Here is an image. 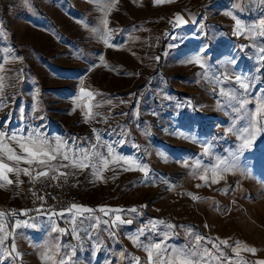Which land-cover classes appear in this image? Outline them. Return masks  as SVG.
I'll list each match as a JSON object with an SVG mask.
<instances>
[{"label":"rangeland","instance_id":"374dc122","mask_svg":"<svg viewBox=\"0 0 264 264\" xmlns=\"http://www.w3.org/2000/svg\"><path fill=\"white\" fill-rule=\"evenodd\" d=\"M175 10L190 26L162 37ZM261 19V0H166L160 5L154 0H0V130L24 129L26 135L38 128L50 141L59 137L73 145L75 140L89 149L99 134L117 154L150 169L145 180L139 170L110 164L101 181L91 168H61L54 174L74 173L69 175L78 184L77 204L96 210L85 216L98 217L99 226L89 228L90 237L81 231L77 240L71 214L20 217L16 214L25 212L18 206L9 214L10 230L5 223L12 233L5 246L11 249L14 240L20 255L14 260L5 256L2 264H44L42 253L56 246V261L71 256V264H130L137 257L145 264L147 254L132 237L153 221L164 224L155 233L145 230L139 237L145 244L164 241L171 252L192 247L202 236V246L209 249L207 241H227L220 248L231 264L264 260V135L238 157L236 171L215 184L211 172L207 183L199 179L205 168L231 158L240 141L235 129L228 130L246 123L221 90H235L251 101L249 111L264 98V36L249 31ZM236 20L243 26L241 34H236ZM108 30L111 47L101 39ZM197 56L203 68L189 63ZM236 76L249 85L247 91ZM81 87L93 97L81 96ZM87 104L98 115L91 128L85 126L92 129L90 135L79 142L75 136L85 129ZM204 147L210 148L209 155ZM98 150L107 154L105 148ZM40 170L33 165L32 173ZM100 207L138 211L119 213L132 224L110 227L103 221L110 222L116 213L105 216ZM89 224L96 220H85ZM54 226L67 231L54 232Z\"/></svg>","mask_w":264,"mask_h":264},{"label":"snow or ice","instance_id":"6c2138e0","mask_svg":"<svg viewBox=\"0 0 264 264\" xmlns=\"http://www.w3.org/2000/svg\"><path fill=\"white\" fill-rule=\"evenodd\" d=\"M166 2V0H154V3L160 5ZM167 2H171V0H167ZM25 3H28V0H25ZM261 3H264V0H261ZM105 29L108 26V20L105 18L102 21ZM186 23L183 17L177 14L175 16V22L173 26H178L179 24ZM243 26L241 25L239 20H236V34H241ZM258 30V35L264 36V19H261L257 25H255L252 29H249L250 32ZM110 31L103 33L101 39L103 42L111 47L112 45L109 43ZM0 35H3L2 30H0ZM261 52H264V49H261ZM261 60H264V56L261 57ZM101 61L103 62V57H101ZM189 63H195L200 65L202 68L204 67L203 62L200 57L197 56L193 60L189 61ZM235 82L239 84L240 88L247 91L249 85L244 82V80L240 76L235 77ZM80 94L83 97L92 98L93 93L91 91H86L83 87L80 88ZM222 96L229 97L230 106L234 112L238 113V119L245 120V126L239 129H236L235 124L228 131L232 132L233 129L237 132V139L240 141L237 150L231 155L230 159H219L218 162L214 165L212 169H204L203 173L199 176V179L208 182L209 176L208 173L211 172V182L213 184L219 182V180L224 179L225 173L234 172L237 170L238 157L243 154L246 149H250L253 145L255 139L264 135V98H259L256 102V105L252 111H249L247 105L251 103V101L238 96L235 90L231 92H225L221 90L220 93ZM79 99V98H78ZM110 103V101H109ZM238 105V107L236 106ZM80 106L79 104L77 105ZM87 110L85 111V119L86 121L89 119H95L98 113L92 112L91 104H87L84 106ZM2 128V126H0ZM96 130L93 129V132ZM116 143L123 144L124 141H118ZM75 145V146H73ZM73 145H69L67 141L62 138L57 137L55 141H50L43 134H41L38 128L31 129L26 135L24 134V129H19L16 131L9 132L7 129L0 130V187H4L5 185L13 184V180L9 179L8 174L14 173L17 176L16 183H22L19 181L18 177L21 173L27 176L32 175L33 165L37 166L39 169H43L37 171L36 176L32 177L34 180L39 179L41 177H49L50 173L59 172L61 168H72L79 171H83L85 169L91 168L92 175L103 181L104 177L102 172L104 170H108L109 165H119L122 167L123 171H135L139 170L144 174L145 180L150 179L149 171L150 169L146 164L140 163L137 159L132 157H126L121 154H117L115 148L113 147V143H109L107 141H102V138L99 134H96V143L91 145V148H83L79 145L75 144L73 141ZM99 148L106 149L105 153L99 151ZM210 148L204 147L203 153L204 155L210 154ZM67 161L68 163H64ZM11 162V163H9ZM56 162V163H53ZM21 163L28 165V167L21 168ZM187 166V163L185 164ZM195 168L199 169L201 167L200 162L197 161ZM60 175L67 176L69 174L74 173H64L60 172ZM56 175H52L51 179H57ZM200 185H197L199 187ZM195 201L198 200L199 197L188 194ZM43 199V197H40ZM38 212L42 211V209H37ZM96 210L78 205L71 204L68 208L61 210L59 213L52 212L50 216L59 215L63 217L66 213L71 214L70 224L71 233L74 235V238L77 240L80 239L79 233L82 231L89 237L91 233L89 232V228L98 227L100 220L98 217H93L92 214ZM99 212L103 213L105 216H109L112 213H116L114 217L109 220H104L103 223L109 225L110 227H118L123 224H132V219H122L119 213L127 211L131 213H137L138 209L136 207H132L130 209H109L106 207H100L98 209ZM26 215V213H25ZM5 214L0 213V264H2L3 258L5 256L11 257V259H15L20 255L16 251L15 242L11 245V249L5 246V241L9 238L12 233H9L6 224L4 222ZM79 217V223L77 220ZM96 220L95 225H87L85 226V220ZM23 224L28 226V221H24ZM164 224V221H153L150 222V225H146L144 228H141L137 231L136 236L132 237L133 242L138 248H143L147 254V259L145 264H231L228 260V257L221 250L220 245H227V241H220L219 244L213 241H207V243L212 244V249L205 248L202 246L201 241H205L206 238L202 236L195 237V243L192 247L185 246L183 249L174 248L171 252L168 249L167 244L164 241L148 243L145 244L143 241L139 239V237L145 234V230L151 231L153 233L156 232L157 225ZM21 222L17 221L16 227H20ZM167 227L169 229L174 228V225L168 224ZM52 231L65 233L67 230L63 228L53 227ZM110 235H115V233H111ZM167 237V233L164 234ZM75 247V246H73ZM241 245L237 242L236 248L234 251L237 253V260L239 257V250ZM59 246H56L55 249L49 248L48 251L42 253V260L44 264H48L49 261H52V264H71V256L68 259H60L56 261L55 252H57ZM245 251L255 253L256 249L251 247H244ZM71 255H75V251L71 253ZM121 258L124 259L125 254L121 252ZM130 264H141L139 258L131 257ZM238 264H248L247 261H239ZM255 264H264V260L257 261Z\"/></svg>","mask_w":264,"mask_h":264},{"label":"built area","instance_id":"2783aa9c","mask_svg":"<svg viewBox=\"0 0 264 264\" xmlns=\"http://www.w3.org/2000/svg\"><path fill=\"white\" fill-rule=\"evenodd\" d=\"M22 174V186L25 195V213H48L61 211L76 202L78 184L71 176L50 173L49 177L33 179L35 174ZM56 175L57 179H51ZM43 197V199H40ZM37 209H42L38 212Z\"/></svg>","mask_w":264,"mask_h":264},{"label":"crops","instance_id":"0c3cea01","mask_svg":"<svg viewBox=\"0 0 264 264\" xmlns=\"http://www.w3.org/2000/svg\"><path fill=\"white\" fill-rule=\"evenodd\" d=\"M83 121L85 122V124H83V127L85 129H82V130L80 129L77 132L76 136H75V137L78 138V141L79 142L80 141H83L84 140V137L87 136V135H90V133L92 131V129H87L85 126H89L90 128L93 126V120L92 119H89V123L88 124L86 123V119H83ZM73 141H75V140H73ZM9 163H11V162H9ZM24 167H26V166H24ZM36 173H37V171L33 172L32 174H35L36 175ZM8 176H9V179L13 180V184H11V185H5L4 187H0V207L6 208L5 211L11 213L18 206H22L24 208L25 200L26 199H25V195L24 194L21 195V193H20L21 190L23 192L22 184H20V183L17 184L16 183L17 176L14 173H9ZM18 179L20 181L22 180V174L19 175ZM0 183H3V182L0 181ZM77 197H78V192H77V195H76V199H77ZM77 203L78 202L76 201L75 204H77ZM55 212L59 213L60 211H55ZM36 215H38V214H36ZM36 215H34V217ZM8 216L10 217V215H8ZM56 216L59 217V215H56ZM5 223H6V221H5Z\"/></svg>","mask_w":264,"mask_h":264},{"label":"water","instance_id":"95a60500","mask_svg":"<svg viewBox=\"0 0 264 264\" xmlns=\"http://www.w3.org/2000/svg\"><path fill=\"white\" fill-rule=\"evenodd\" d=\"M179 14L180 16L183 17L184 21H186V23H182L179 24L178 26H173V23L175 22V16ZM190 26V22L187 19V17L179 10H175L173 11L168 17H167V23L165 28L162 31V37H167L179 30H181L182 28H186Z\"/></svg>","mask_w":264,"mask_h":264},{"label":"trees","instance_id":"16d2710c","mask_svg":"<svg viewBox=\"0 0 264 264\" xmlns=\"http://www.w3.org/2000/svg\"><path fill=\"white\" fill-rule=\"evenodd\" d=\"M5 214H7L6 217H5V218H6V219H5V220H6V224H7V226H8V229L10 230L11 227H12V223H11V219H10V217H9L8 215L11 214V213H9V212L6 211ZM36 214H39V213H29V214L26 213V215H25V214H22V215H20V214H16V216H18V215H19L20 217L23 216V215H24V216H32V215H36ZM40 214H47V213H40Z\"/></svg>","mask_w":264,"mask_h":264}]
</instances>
